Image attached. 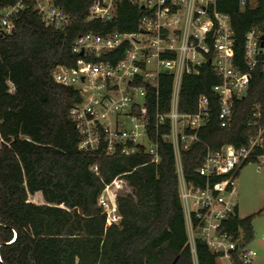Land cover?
Here are the masks:
<instances>
[{"label":"trees","instance_id":"trees-1","mask_svg":"<svg viewBox=\"0 0 264 264\" xmlns=\"http://www.w3.org/2000/svg\"><path fill=\"white\" fill-rule=\"evenodd\" d=\"M19 2L23 8L11 18L14 31L2 27V11ZM72 17L65 29L46 25L36 9V0H0V264H217L218 255L205 242L196 240L194 256L188 242L179 177L173 146L164 141L166 126L149 133L158 143L161 162L148 163L149 155H105L101 150L78 149L80 134L69 117L80 101L73 87L57 84V65L72 66L78 55L74 41L93 32H134L144 10L124 0L111 21L88 19L94 0H52ZM220 12L231 16L236 34L234 65L249 70L245 58V34L253 27L264 32V0L255 7H241V0H216ZM112 63L123 58V49L110 52ZM252 80L244 98L236 101L230 124L220 126L218 96L214 87L221 76L210 64L198 74L183 78L179 110H197L200 95L211 102L212 118L198 131L199 142L181 153L187 183L204 186L197 169L207 146L241 147L257 134L249 126L253 105L260 103L264 124L263 65L252 69ZM173 77L160 76L158 94L148 95L149 118L171 109ZM187 132H190L189 130ZM98 164L97 175L91 170ZM128 172L127 188L117 197L121 220L107 226L106 214L98 206L105 182ZM41 193L43 203L30 200ZM254 215L235 216L224 222L242 242L232 253V264H245L242 250L254 240Z\"/></svg>","mask_w":264,"mask_h":264},{"label":"built area","instance_id":"built-area-1","mask_svg":"<svg viewBox=\"0 0 264 264\" xmlns=\"http://www.w3.org/2000/svg\"><path fill=\"white\" fill-rule=\"evenodd\" d=\"M36 9L46 25L65 29L72 17L52 0H36ZM124 0H94L88 19L111 21ZM144 10L138 30L120 32L113 30L105 35L88 32L73 43L72 53L78 55L72 66L60 64L53 70L57 84L73 87L80 93V101L74 103L69 117L80 134L78 149L82 152L101 150L105 155L120 153L132 156L144 153L150 162H161L158 143L149 130L157 133L162 128L164 141L173 146L179 177V192L185 214L188 242L195 256L196 240L207 244L218 259L232 264V253L242 242L228 231H222L224 222L239 215L236 183L239 170L250 162L257 163L260 171L264 165V124H261L260 103L253 105L249 126H257L258 132L247 144L237 147L223 144L214 149L207 146L202 164L197 169L205 178L204 186L186 182L181 153L193 143L199 142L198 131L212 118V107L207 95H200L197 110L192 113L179 110L180 92L186 74H198L203 64H210L222 78L215 85L220 110L221 127H227L234 115L236 101L244 98L252 80V69L263 65L264 34L253 27L245 34V58L249 70L241 72L234 65L236 34L231 16L220 12L216 0H127ZM257 0H241V7H255ZM23 8L19 2L2 11L1 25L6 32L13 30L11 18ZM123 49V58L112 63L108 54ZM173 77L171 109L157 112L154 121L149 118L148 95L158 94L160 76ZM190 132H187V131ZM145 136L148 146L138 140ZM91 170L97 175L98 164ZM119 174L105 182L98 197V206L106 214L107 226L121 220L117 204L118 195L128 182ZM245 264H252L255 250L245 248L241 253Z\"/></svg>","mask_w":264,"mask_h":264},{"label":"rangeland","instance_id":"rangeland-1","mask_svg":"<svg viewBox=\"0 0 264 264\" xmlns=\"http://www.w3.org/2000/svg\"><path fill=\"white\" fill-rule=\"evenodd\" d=\"M138 141L149 145L145 136L140 137ZM257 166V163L250 162L239 170L236 189L240 217L254 215V240L247 246L257 253L252 264H264V165L260 171ZM30 200L43 203L41 193L30 196ZM217 264L229 262L218 259Z\"/></svg>","mask_w":264,"mask_h":264},{"label":"water","instance_id":"water-1","mask_svg":"<svg viewBox=\"0 0 264 264\" xmlns=\"http://www.w3.org/2000/svg\"><path fill=\"white\" fill-rule=\"evenodd\" d=\"M14 31V29L12 30V32ZM261 40H262V44L264 43V34L261 36Z\"/></svg>","mask_w":264,"mask_h":264}]
</instances>
